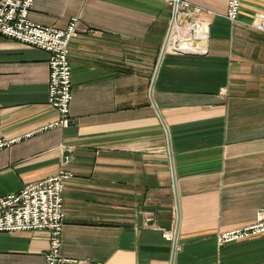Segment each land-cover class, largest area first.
Masks as SVG:
<instances>
[{
    "label": "crops",
    "instance_id": "crops-1",
    "mask_svg": "<svg viewBox=\"0 0 264 264\" xmlns=\"http://www.w3.org/2000/svg\"><path fill=\"white\" fill-rule=\"evenodd\" d=\"M185 1L206 23L205 51L161 57L170 0L32 1L33 22L76 18L63 128H45L57 115L47 53L0 38V138L14 140L0 196L71 173L63 264H264V234L215 241L264 208V30L251 26L264 0H239L233 23L226 0ZM46 246L44 231L0 232V264H41Z\"/></svg>",
    "mask_w": 264,
    "mask_h": 264
},
{
    "label": "built area",
    "instance_id": "built-area-1",
    "mask_svg": "<svg viewBox=\"0 0 264 264\" xmlns=\"http://www.w3.org/2000/svg\"><path fill=\"white\" fill-rule=\"evenodd\" d=\"M32 1L0 0V38H9L47 53L46 102L55 109L57 115L45 128H63L70 121V64L67 54L68 44L77 32L76 18H70L63 29L33 22L28 18ZM175 3L174 19L165 47L178 52L203 53L207 30L205 22L194 18L199 9L190 6L185 0H175ZM238 11L239 0H226L225 18L230 23L236 20ZM251 26L263 31L264 14L255 13ZM180 41L187 43L192 50H181ZM13 141L0 138V150ZM70 177L68 170L60 168L51 176L0 196V232L37 230L46 233L47 246L42 252L41 264H63L66 261L59 249L62 191ZM152 229L159 230L155 225H152ZM261 234H264V208L255 211L253 222L218 231L215 241L221 245ZM162 236L166 240L172 237L170 231H162Z\"/></svg>",
    "mask_w": 264,
    "mask_h": 264
},
{
    "label": "water",
    "instance_id": "water-1",
    "mask_svg": "<svg viewBox=\"0 0 264 264\" xmlns=\"http://www.w3.org/2000/svg\"><path fill=\"white\" fill-rule=\"evenodd\" d=\"M175 0L172 1V13H171V20H170V23H169V26H168V30H167V34H166V37H165V40H164V43H163V46L160 50V57L165 49V46H166V41H167V38H168V35H169V32H170V28L172 26V22H173V19H174V14H175ZM63 155H68V153L66 151H64ZM174 234H175V231H174ZM175 238V236H174Z\"/></svg>",
    "mask_w": 264,
    "mask_h": 264
},
{
    "label": "bare ground",
    "instance_id": "bare-ground-1",
    "mask_svg": "<svg viewBox=\"0 0 264 264\" xmlns=\"http://www.w3.org/2000/svg\"><path fill=\"white\" fill-rule=\"evenodd\" d=\"M187 43H183L182 41L179 42V48L181 50L183 49H188L189 51H191L192 49H190V47L188 45H186Z\"/></svg>",
    "mask_w": 264,
    "mask_h": 264
}]
</instances>
